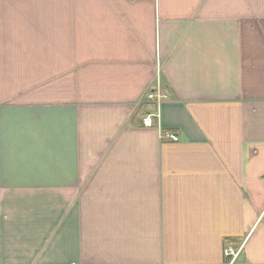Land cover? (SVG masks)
I'll return each instance as SVG.
<instances>
[{
  "label": "crops",
  "instance_id": "1",
  "mask_svg": "<svg viewBox=\"0 0 264 264\" xmlns=\"http://www.w3.org/2000/svg\"><path fill=\"white\" fill-rule=\"evenodd\" d=\"M231 245L264 264V0H0V264Z\"/></svg>",
  "mask_w": 264,
  "mask_h": 264
},
{
  "label": "built area",
  "instance_id": "2",
  "mask_svg": "<svg viewBox=\"0 0 264 264\" xmlns=\"http://www.w3.org/2000/svg\"><path fill=\"white\" fill-rule=\"evenodd\" d=\"M168 98V94L165 92L161 91H153L150 90L147 93V99L149 101H154V102H161L165 99ZM160 114L159 113H146L143 116V123L145 126L151 127L155 124V117H158ZM162 136L172 139V140H178L179 136L174 133V131H162ZM226 254L230 257V262L229 264H237L235 260L237 259V256L239 254V249H235L233 245L228 246L225 250Z\"/></svg>",
  "mask_w": 264,
  "mask_h": 264
}]
</instances>
